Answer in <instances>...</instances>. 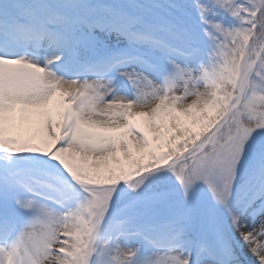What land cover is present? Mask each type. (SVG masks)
Masks as SVG:
<instances>
[{
    "label": "snow or ice",
    "instance_id": "obj_1",
    "mask_svg": "<svg viewBox=\"0 0 264 264\" xmlns=\"http://www.w3.org/2000/svg\"><path fill=\"white\" fill-rule=\"evenodd\" d=\"M0 264H264V0H0Z\"/></svg>",
    "mask_w": 264,
    "mask_h": 264
}]
</instances>
